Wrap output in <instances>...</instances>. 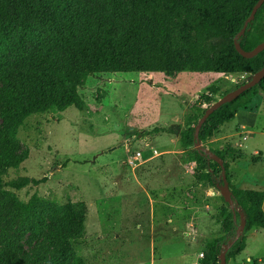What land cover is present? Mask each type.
Wrapping results in <instances>:
<instances>
[{"label": "rangeland", "instance_id": "1", "mask_svg": "<svg viewBox=\"0 0 264 264\" xmlns=\"http://www.w3.org/2000/svg\"><path fill=\"white\" fill-rule=\"evenodd\" d=\"M242 76L176 71L88 78L78 91L79 106L33 115L18 130L19 153L26 160L7 171L0 198L27 203L37 195L55 205L84 203L86 234L74 247L86 264H201L204 242L223 235L220 214L226 209L240 217L222 246L224 252L240 232L234 242H239L237 253L228 264H264V229L240 231L245 214L235 199L232 206L222 199V169L213 166L209 153L226 151L232 194L233 186L264 192L263 155L243 152L244 135L231 122L201 141V169L194 150L184 149L179 135L195 114L211 108L203 104L205 97L218 102L226 90L252 77ZM247 110L257 115L255 126L247 128L245 145L251 153L264 139L256 134L264 133V93ZM166 127L177 134L147 133ZM137 151L142 157L132 165L129 160ZM22 177L30 185L19 191L10 187ZM196 204L211 214L205 239L195 234L198 224L189 215ZM181 222L188 227L181 230ZM26 237L18 244L19 258L31 252Z\"/></svg>", "mask_w": 264, "mask_h": 264}, {"label": "trees", "instance_id": "2", "mask_svg": "<svg viewBox=\"0 0 264 264\" xmlns=\"http://www.w3.org/2000/svg\"><path fill=\"white\" fill-rule=\"evenodd\" d=\"M257 2L0 0V193L7 171L26 160V155L19 153L18 130L33 115L79 106V88L90 77L176 71L253 76L261 71L264 51L246 59L234 44ZM239 42L246 51L264 42V4ZM239 86L226 90L220 99ZM260 93H264V79L215 111L203 124L198 139L195 130L206 110L195 114L180 131L183 148L194 150L201 169L205 159L198 142L234 122L238 112L247 110ZM216 102L207 96L203 104ZM147 133L177 134L170 127ZM212 152L227 169L226 151ZM212 164L221 169L216 162ZM31 182L22 177L9 185L19 191ZM232 189L245 214L243 232L264 229V192L241 186ZM86 215L84 203L55 205L37 195L27 203L0 198V244L4 249L0 264H86L74 247L85 237ZM220 215L223 235L204 242L201 264H220L224 240L240 223L239 215L235 220L226 209ZM24 237L31 252L19 258L18 244ZM238 243L230 248L227 264L237 253Z\"/></svg>", "mask_w": 264, "mask_h": 264}, {"label": "water", "instance_id": "3", "mask_svg": "<svg viewBox=\"0 0 264 264\" xmlns=\"http://www.w3.org/2000/svg\"><path fill=\"white\" fill-rule=\"evenodd\" d=\"M264 4V0H258L257 4L254 6L251 15L249 16V18L246 20L244 27L242 28V30L237 34L234 44H235V48L237 50V52L244 58L246 59H251L256 57L257 55H259L261 52L264 51V42L259 44L256 48H254L252 51H246L242 48L239 39L244 36L249 24L254 21L256 14L258 12V10L262 7V5ZM264 79V68L259 71L258 73L254 74L251 79L246 83L243 84L241 86H239L237 89H235L234 91L229 92L228 94H226L223 98H221L218 102H216L215 104H213L211 106V108H209L208 110H206L205 114L203 115V117L201 118V120L199 121L196 130H195V138L198 139L199 138V134L201 131V128L203 126V124L207 121V119L215 112L217 111L222 105L226 104V103H230L233 102L234 100H236L237 98H239L243 93H245L247 90L259 85L262 80ZM198 149L203 150V148L200 146L201 142H198L197 144ZM204 152V150H203ZM209 156H211V158L217 162L219 164V166L222 169V174H223V186L220 188V192L222 197L224 198V200L229 204V205H233L234 203V198H233V194L232 191L230 189L229 183L227 182L226 179V169L224 166V161L222 159H220L218 156H216L214 153H209ZM234 219H236V214L234 215ZM245 228V219L244 222L241 225L240 231H244ZM240 235V232L238 233L237 238L234 241H231L229 243V245L226 247L225 251L221 253L219 259H220V264H227V252L228 250L234 245V242L238 239Z\"/></svg>", "mask_w": 264, "mask_h": 264}, {"label": "crops", "instance_id": "4", "mask_svg": "<svg viewBox=\"0 0 264 264\" xmlns=\"http://www.w3.org/2000/svg\"><path fill=\"white\" fill-rule=\"evenodd\" d=\"M256 119H257L256 113H253L249 110H242L238 112L234 122L237 123L238 128L241 129L240 132L242 133V135H244L243 139L240 141L241 146H243V148L245 149L243 150V152L245 151L244 153L248 155L261 153L264 157V139H259L256 147H254L251 153L248 151L250 150L249 147L245 145L250 140V137H248L247 128L250 125L255 126ZM248 123L250 124L248 125ZM256 134L259 135V138L260 136H264V133L257 132ZM246 151H248V153ZM251 182H253L255 186L259 183V181L255 180L254 178L251 179ZM189 215L191 216V221L198 224V231H196L195 234H198L201 236L202 239H205L206 237L204 235V229L206 227L211 226V223L209 222V220L211 219V214H209L205 206H201V205L197 206L196 204L192 206V208H190ZM180 226H181L180 228L181 230H183V228L185 227H188L186 226V224L183 225L182 222L180 223Z\"/></svg>", "mask_w": 264, "mask_h": 264}, {"label": "built area", "instance_id": "5", "mask_svg": "<svg viewBox=\"0 0 264 264\" xmlns=\"http://www.w3.org/2000/svg\"><path fill=\"white\" fill-rule=\"evenodd\" d=\"M246 76L247 75H243L242 78H246ZM141 157H142V153L138 151L131 157V160H129V163L133 165L134 161L139 160Z\"/></svg>", "mask_w": 264, "mask_h": 264}]
</instances>
